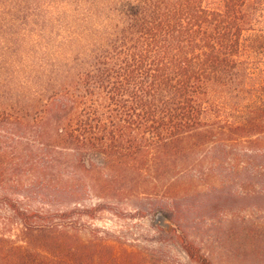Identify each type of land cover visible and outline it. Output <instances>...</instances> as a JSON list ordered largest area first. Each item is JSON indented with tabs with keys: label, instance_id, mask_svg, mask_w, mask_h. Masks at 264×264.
Segmentation results:
<instances>
[{
	"label": "trees",
	"instance_id": "16d2710c",
	"mask_svg": "<svg viewBox=\"0 0 264 264\" xmlns=\"http://www.w3.org/2000/svg\"><path fill=\"white\" fill-rule=\"evenodd\" d=\"M0 13L23 14L0 30V264L157 262L82 228L104 204L54 208L37 183L111 200L142 174L160 182L171 157L239 146L264 174V0H0ZM148 211L189 264H213L170 202Z\"/></svg>",
	"mask_w": 264,
	"mask_h": 264
},
{
	"label": "rangeland",
	"instance_id": "374dc122",
	"mask_svg": "<svg viewBox=\"0 0 264 264\" xmlns=\"http://www.w3.org/2000/svg\"><path fill=\"white\" fill-rule=\"evenodd\" d=\"M22 17L0 13V30L6 31ZM252 158L247 146L224 152L202 148L171 157L154 173L160 182L142 174L138 184L124 183L125 190L111 200L83 191L55 194L53 187L38 183L35 191L46 190L47 203L54 208L104 204L105 210L93 219H81L82 228L117 248L153 255L156 264H189L169 235L155 229L152 216L141 217L151 207L168 202L190 239L213 264H264V174L256 178ZM134 177L135 173L128 174Z\"/></svg>",
	"mask_w": 264,
	"mask_h": 264
}]
</instances>
